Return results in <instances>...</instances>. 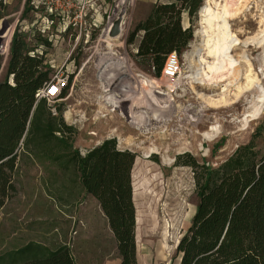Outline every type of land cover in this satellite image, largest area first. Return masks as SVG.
Returning <instances> with one entry per match:
<instances>
[{
    "label": "rangeland",
    "instance_id": "rangeland-1",
    "mask_svg": "<svg viewBox=\"0 0 264 264\" xmlns=\"http://www.w3.org/2000/svg\"><path fill=\"white\" fill-rule=\"evenodd\" d=\"M2 1L5 10L0 33H7L0 35V43L8 39V47L2 55L0 83L6 79L8 49L18 28L28 48L34 50L31 54L43 55L54 82L68 74L64 97L59 96L49 107L55 109L56 116L60 109L65 124L72 128L69 135L72 150L84 155L103 141L115 139L118 149L135 154L131 187L136 263L178 264L177 242L190 225L197 199L192 170L175 166L176 156L188 153L199 163L216 166L237 146L249 142L264 120L263 109L258 118L249 119L245 128L239 121L252 96L249 92L239 100L235 96L237 87L245 84V67L241 68L242 76L238 80L229 79L211 86L190 78L198 67V58L192 53L202 46L198 31L200 8L205 0L192 17L182 13V27L191 30L192 39L177 55L181 73L174 80L153 76L150 64L136 58L140 34L133 44L126 41L156 3L179 0ZM214 1L220 5L226 3L231 10L239 0ZM123 3L126 13L121 35L114 43V55L107 56L104 33ZM263 12L264 0H249L246 10L231 22L232 31L241 39L255 35L261 29ZM249 53L254 59L261 50L249 47ZM253 63H257L255 59ZM141 77L154 81L155 88L146 86ZM260 83L264 90L261 76ZM104 84L115 90L116 108L110 104L103 106L100 98L105 95ZM108 109L114 111L107 112ZM141 113L147 120L138 126L132 118ZM211 126H219V134L213 140H203L201 133ZM257 142L264 145V132ZM150 148L158 152L149 154ZM20 153L13 178L16 192L0 206V252L32 241L50 247L65 244L74 252L79 230L87 222L86 236L95 240L103 238L109 260L115 261L117 251L115 248L113 252L112 236L102 221L106 218L94 199L84 193L74 170L61 171L49 161H33Z\"/></svg>",
    "mask_w": 264,
    "mask_h": 264
},
{
    "label": "trees",
    "instance_id": "trees-1",
    "mask_svg": "<svg viewBox=\"0 0 264 264\" xmlns=\"http://www.w3.org/2000/svg\"><path fill=\"white\" fill-rule=\"evenodd\" d=\"M202 1L156 3L130 33L129 45L141 34L135 56L150 64L153 76L160 77L169 54L186 49L192 32L182 27V13L192 17ZM4 10L0 0V24ZM32 52L16 28L8 49L6 79L0 83V206L16 192L13 178L20 152L33 161H49L61 171L72 169L84 193L105 216L120 264H137L131 187L135 154L118 149L115 139L84 155L72 150L73 130L61 110L52 116L46 100L35 97L52 77L43 55ZM2 59L0 54V69ZM67 88L68 81L61 98ZM263 132L264 120L249 142L237 146L216 166L199 163L188 153L176 156L175 166L192 170L197 199L190 225L175 249L178 264H264V145L257 142ZM0 264L76 263L69 246L51 248L32 241L0 252Z\"/></svg>",
    "mask_w": 264,
    "mask_h": 264
},
{
    "label": "bare ground",
    "instance_id": "bare-ground-1",
    "mask_svg": "<svg viewBox=\"0 0 264 264\" xmlns=\"http://www.w3.org/2000/svg\"><path fill=\"white\" fill-rule=\"evenodd\" d=\"M248 1L249 0H239L236 7L234 9L231 8L230 10L226 3L224 5H220L214 0H205V4L200 8L201 29L198 31L202 39V46L194 50L192 53V55L198 58V60H196L198 67L190 75L191 80H196L201 85L211 86L214 83L224 82L229 79L238 80L242 76L241 68L245 67V84L244 86L237 87L236 90H238V92L235 95L236 99L239 100L243 97L242 94L248 92L249 94L252 93V96L248 98L247 101L248 109L239 119L243 128L246 127L249 119L258 118L264 109V90L260 83V76L264 78V12L261 15V29L259 31L257 30L258 32L253 36L241 39L232 31L231 28V22L237 20L244 10H246ZM211 3L215 5L214 8L211 7ZM119 37L120 35L111 39L108 37L107 31H105L103 38V42L106 44L107 50L105 55H114L112 53L115 48L114 43ZM6 41H2V43H0V54L3 56L7 52L8 42ZM249 47H255L261 50V53L258 55L259 57L254 58L257 63H253L254 59L250 56ZM201 50H204V54L202 55ZM237 51H239L238 54H236ZM204 55L206 56L204 57ZM141 79L146 86L151 89L155 88L153 86L154 81L145 77H141ZM103 89L104 93H102L105 95L100 98L103 106L105 107L106 104H110L112 107L116 108L117 95L115 90L108 88L106 84L103 85ZM222 89V92H224L225 89ZM113 111L114 109L107 110V112ZM132 119L133 123L138 126H142L140 122L144 123L147 120L145 114L143 113H141V116L134 115ZM142 133H145V130ZM218 134L219 126H211L207 131L202 132L200 136L203 140L205 139L210 141L215 139ZM90 135L98 136L96 132H90ZM201 145H199V148H202ZM156 151V148H150L148 153H157L158 151ZM168 161L170 162L171 159Z\"/></svg>",
    "mask_w": 264,
    "mask_h": 264
},
{
    "label": "crops",
    "instance_id": "crops-1",
    "mask_svg": "<svg viewBox=\"0 0 264 264\" xmlns=\"http://www.w3.org/2000/svg\"><path fill=\"white\" fill-rule=\"evenodd\" d=\"M100 211H101V209H100ZM101 213H102V211H101ZM102 215H103V213H102ZM102 221H105L104 223L107 224L110 235L112 236V239H113V246H114L113 252H115L116 243H115L114 236H113V234H112V232L108 226L107 220H102ZM86 223L87 222H85L84 229L80 228V230H79L78 235L80 237L76 238L77 241L75 242L74 252L71 250L75 263L76 264H120L119 258H117L115 261L109 260V250L106 248V246L104 244L105 242L103 241V238L99 237L98 240H95V239H93V236H92V238H90L88 235L86 236L85 229L88 226V225L86 226ZM89 238H90V240H87ZM44 245L48 246L47 244H44ZM63 245H65V244H63ZM55 246L56 245H54V247ZM58 246H60V245H57L56 247H58ZM48 247H50V246H48ZM54 247L51 246V248H54Z\"/></svg>",
    "mask_w": 264,
    "mask_h": 264
},
{
    "label": "built area",
    "instance_id": "built-area-1",
    "mask_svg": "<svg viewBox=\"0 0 264 264\" xmlns=\"http://www.w3.org/2000/svg\"><path fill=\"white\" fill-rule=\"evenodd\" d=\"M181 73V63L176 53H171L166 57L164 67L162 69V77L168 80L176 79ZM68 74L65 76L54 80H51L43 89L38 91L35 95L37 100H46L48 106L53 100L58 98L63 89L67 87ZM50 113L52 116H56V111L50 108Z\"/></svg>",
    "mask_w": 264,
    "mask_h": 264
},
{
    "label": "water",
    "instance_id": "water-1",
    "mask_svg": "<svg viewBox=\"0 0 264 264\" xmlns=\"http://www.w3.org/2000/svg\"><path fill=\"white\" fill-rule=\"evenodd\" d=\"M125 13H126V5H125V3H123L118 14L116 15L115 19L110 23V25L106 29L107 35L109 38L114 39V38L118 37L119 35H121L122 24H123V19H124ZM0 26H1V24H0ZM0 30H1V28H0ZM3 32L4 31H2L0 33V35H2ZM177 244H178V242H177Z\"/></svg>",
    "mask_w": 264,
    "mask_h": 264
}]
</instances>
